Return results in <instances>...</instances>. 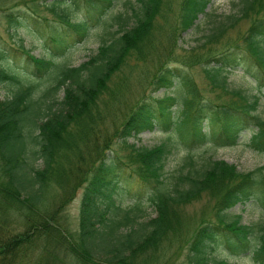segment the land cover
I'll list each match as a JSON object with an SVG mask.
<instances>
[{
    "label": "trees",
    "instance_id": "1",
    "mask_svg": "<svg viewBox=\"0 0 264 264\" xmlns=\"http://www.w3.org/2000/svg\"><path fill=\"white\" fill-rule=\"evenodd\" d=\"M30 1L50 10L80 37L89 29L90 19L98 20V15L113 5V0H82L83 17L73 22L64 11V0ZM25 2L32 13L33 3ZM136 2L137 8H133L131 15L133 22L129 24V15L119 13L115 30L102 35L96 52L78 65L35 56L19 43V49L32 61L33 72H39L26 76L7 62L6 50L0 48V84L11 85L8 94L0 98V264H67V256L75 264H151L155 259L152 254L162 238L180 231L178 207L203 193L213 198L210 215L206 213L200 222L186 214L184 218L188 225L184 238L189 261L211 264L209 254L223 248L233 254L249 251L256 264H264V223L244 225L239 222L240 215L230 219L226 216L231 206L252 197L264 208V162L251 170H239L233 163L202 156L201 164L194 166V155L189 151L185 157L186 171L172 173L170 181L162 176L166 157L180 142L189 150L209 135L218 142L235 143L237 131L246 124L249 127L250 122L255 129L249 144L264 153V117L255 111L258 95L249 97L240 89L229 90L226 86V72L229 67L241 64V51L256 62V69L251 64L245 68L259 88L264 86V0L233 1L235 11L218 18L201 45L192 47L185 59L158 65L154 88L168 90L177 85L184 91L178 95L182 105L178 116L172 107L177 100L175 95L157 96L152 91L115 128L122 141L155 126L170 133L175 131L176 137L170 135L153 147L131 149L127 156L134 166L122 162L115 150L112 153L114 146L111 148L105 139L101 145H95L102 150H93V155L86 159L81 157L83 149L101 136L100 128L95 125L96 115L88 117L87 103L92 105L98 98L105 78L113 67L125 61L124 55L142 51L153 43L155 20L163 15L165 0ZM209 2L181 0L178 26L188 28L200 13L209 15L210 11H206ZM18 10L3 11L8 26L26 27ZM43 19L48 21L45 16ZM241 19L248 22L242 35L225 37L227 29ZM48 36L59 48L71 40L57 29L56 34L48 33ZM161 52L158 56L164 55L165 50ZM47 55L54 57L49 51ZM194 65H200L213 86L238 99L217 104L201 96L189 71ZM38 79L47 83L42 85ZM59 90L62 97L56 96ZM204 119L212 125V130H203ZM37 158L41 163H34ZM78 161L79 166L75 165ZM76 168L82 173L69 179L68 192L81 189L78 227L69 231L56 214L63 199L52 200L49 195L52 191L63 192L64 181ZM133 174L151 182L145 197L156 213L137 231L123 232L119 231L120 226L143 214L146 207L142 193L128 206L116 202L114 192L118 191V183ZM108 246L111 247L108 257L100 258L99 252ZM57 250L62 255H57Z\"/></svg>",
    "mask_w": 264,
    "mask_h": 264
},
{
    "label": "rangeland",
    "instance_id": "2",
    "mask_svg": "<svg viewBox=\"0 0 264 264\" xmlns=\"http://www.w3.org/2000/svg\"><path fill=\"white\" fill-rule=\"evenodd\" d=\"M25 1L31 2L30 0H0V48H5L7 62L20 74L22 72L23 75L26 76L31 74L35 75L39 72H33L34 68L32 61L20 50L21 47L18 46L19 43L35 56L45 57L55 63L78 65L88 60L90 54L96 52L102 35L115 30L119 13L122 15L125 14V16L129 15L128 22L131 24L133 22V17L131 16L133 8H137V0H113V5L105 12L98 15V20H89V29L80 37L74 29L72 30L66 24L59 21L50 10L45 9L41 4L37 5L38 3L31 2L35 9L31 13V9L24 4L26 3ZM64 1L66 3H64L63 8L64 11L66 10L68 13L69 19L73 22L77 21L83 14L84 5L82 0ZM180 1L181 0H165L162 8L163 15L158 16L155 20L153 43L143 47L142 51H136L134 53L128 52L124 55L125 61L113 67L109 75H107V78H105V84L102 86V90L97 96L98 98H95L92 105L89 102L87 103L86 107L89 110L88 117L91 115L95 117L96 115L97 123L95 125L98 126V129L100 128L99 133L101 136L94 140L93 145L88 144L87 147L83 149L81 157L86 159L93 153V150H102L101 146L95 145H101L105 139L108 144L111 145V148L114 146L112 153L117 152V155L123 159L122 162L134 166V162L127 156L131 149L135 147H153L166 139V137H170V135L172 138L177 136L176 132L173 130H171L172 133H170L168 132L169 130H163L161 126H155L152 129H146L136 135H129L122 141V137L115 134V128L120 126V123L135 104L139 102L146 93L152 91V93L157 96L164 94L175 95L177 100L173 103L172 107L178 116V109L182 107L178 95L182 93L183 89L176 87L177 85L171 86L168 90H165L164 87L154 88L153 79L158 65L161 62H169L174 59L177 61L185 59L192 47L201 45L200 43H202L204 36L210 31L211 26L218 18L236 9L233 4L235 0H210L206 7V11H210L209 15L205 16L200 13L199 18L193 25L188 28H180L177 24ZM22 2L23 4H20ZM15 4L19 5L14 6ZM9 8L20 9L18 13L24 16L26 27H10L6 24L5 19L2 17V13ZM43 16H45L48 21L44 20L45 18L43 19ZM51 25H53L52 30ZM247 25L248 22L246 19L239 20L234 26L227 29L225 37L234 38L238 35H242ZM56 29L66 36L71 37L69 44L63 48L57 47L48 36V33L56 34ZM41 32L44 37L41 35ZM155 48L157 50H155ZM163 50H165L164 55L158 56ZM48 51L54 54L53 59L48 57ZM241 55V64H236L232 68L229 67L226 72V86L229 90L240 89L249 97L257 94L258 103L255 111L261 117H264V86L259 88L256 79H254L245 68L249 64H251L253 68H257L258 66L247 52L241 51ZM177 64L179 66L181 65L179 62H177ZM172 65H174V63H172ZM194 66L195 67L190 68L189 71L199 87V94L201 96L212 99L217 104L225 100H230L231 98L238 99V96L213 86L205 78L200 65ZM37 81L43 82L42 85L47 83L45 79H38ZM10 86L11 85L7 82L0 84V98L8 94ZM56 96L62 97V91L59 90ZM202 124L204 131L213 129L207 119H204ZM248 124L249 127H246V124L237 131V140L235 143L218 142L209 135L200 143L194 144V141V145L190 147L191 149L189 150L188 146L180 142L178 147H173L166 157L162 176L165 175L167 181H170V175L172 173L178 174L179 170L186 171L187 161L185 157H187L189 151L194 155V160L192 161L194 166L201 164L202 156H212L213 159H222L233 163L239 170H251L261 165L264 162V153L250 146V135L255 129V126L252 122ZM215 127L217 128V126ZM106 150L108 149L106 148ZM34 163H41L40 158H37ZM75 165L79 166L81 164L78 161ZM79 172L78 168L72 170L68 180L64 181L66 184L63 192L61 191L58 193V191L54 192L51 190L52 193L49 195V198L52 195V200L58 197L63 199L61 206L56 210V214L64 227L69 231H74L78 227L81 189L74 190L75 193L72 191V193L68 192L71 190L70 184L68 183H70L69 179L74 178ZM128 172H132V170L129 169ZM81 173L82 170L80 174ZM143 183V187L140 186ZM118 184L119 188L117 192H114V196L116 202L122 207L128 206L132 201L139 199L138 194L142 193L144 198L143 202L146 206L145 212L138 215L134 220L121 225L119 229V231L123 232L137 231L140 229L139 227L145 226L148 219L153 217L156 213L154 206H150L147 202L148 198L145 197L147 194L146 190L151 189V182L148 180L145 182L139 176L133 174L131 178L128 180H121ZM256 191H258V189ZM213 204V198L203 193L197 199L180 205L176 215L178 220L179 218L181 219L179 224L181 232L179 231L176 235L169 234L168 236H163L164 238H162L154 254H152L155 259L151 264H192L187 255V243L184 238V233L187 232L188 228L184 220L185 214L186 216L189 215L191 219H195L196 222H200L203 220L206 213H209L208 216L210 215ZM226 213L229 219L237 218V216L240 215L239 222L244 225L258 221L264 223V208L255 201L254 197L245 203L238 202L234 204L226 210ZM109 248L111 247L108 246L107 249L103 248L98 254L99 257H108L111 252ZM49 250L53 249L51 248ZM57 253V255H62L60 250H57ZM250 255L251 253L249 251H247V253L241 252L233 254L221 248V251L213 250L209 254V260L211 264H256ZM65 258L67 264H75L70 257L67 256Z\"/></svg>",
    "mask_w": 264,
    "mask_h": 264
}]
</instances>
